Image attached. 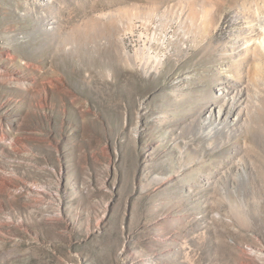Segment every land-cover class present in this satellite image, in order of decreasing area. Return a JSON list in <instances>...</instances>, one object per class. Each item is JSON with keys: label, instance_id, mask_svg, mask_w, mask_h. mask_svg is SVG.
Here are the masks:
<instances>
[{"label": "rangeland", "instance_id": "obj_1", "mask_svg": "<svg viewBox=\"0 0 264 264\" xmlns=\"http://www.w3.org/2000/svg\"><path fill=\"white\" fill-rule=\"evenodd\" d=\"M264 0H0V264H264Z\"/></svg>", "mask_w": 264, "mask_h": 264}, {"label": "bare ground", "instance_id": "obj_2", "mask_svg": "<svg viewBox=\"0 0 264 264\" xmlns=\"http://www.w3.org/2000/svg\"><path fill=\"white\" fill-rule=\"evenodd\" d=\"M261 35H262V37L256 39L255 41L253 40L252 43H253L257 48H259V49H261L262 51H264V34L261 33Z\"/></svg>", "mask_w": 264, "mask_h": 264}]
</instances>
